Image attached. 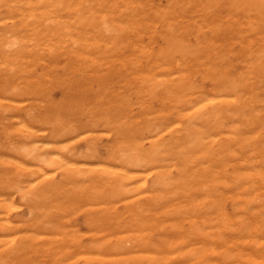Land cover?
I'll return each mask as SVG.
<instances>
[{"label": "bare ground", "instance_id": "bare-ground-1", "mask_svg": "<svg viewBox=\"0 0 264 264\" xmlns=\"http://www.w3.org/2000/svg\"><path fill=\"white\" fill-rule=\"evenodd\" d=\"M263 143L264 0H0V264H264Z\"/></svg>", "mask_w": 264, "mask_h": 264}, {"label": "rangeland", "instance_id": "rangeland-1", "mask_svg": "<svg viewBox=\"0 0 264 264\" xmlns=\"http://www.w3.org/2000/svg\"><path fill=\"white\" fill-rule=\"evenodd\" d=\"M59 92L56 91L55 92V96L56 98L59 97ZM264 144V143H263ZM249 165L250 169H252V173H254L256 170H258V168H264V154L258 155L257 157H251L250 161H249ZM238 173H240V166H238ZM254 177V178H253ZM264 178V176H263ZM251 181H252V186L249 189V192H247L246 194H242V189H241V183L239 184V194H240V198L242 197L244 200V197H251L253 196L254 200L251 204H249L248 206L249 209L245 212V210L243 211V209L240 207L242 206V204L244 203L245 205H247V201H242L240 200L239 202V216L242 218H246L247 216H250L251 213H255V215H253V217H251L249 224L246 225V232L247 234H250V236L252 235V226H257V231L254 232L253 236H255V240L258 239L259 232L263 230L264 227V183H262V180L260 178H257L255 176L251 177ZM261 181V182H260ZM246 191V190H245ZM243 202V203H242ZM263 216V217H262ZM247 219V218H246ZM244 229V228H243ZM264 249V247L262 248Z\"/></svg>", "mask_w": 264, "mask_h": 264}]
</instances>
